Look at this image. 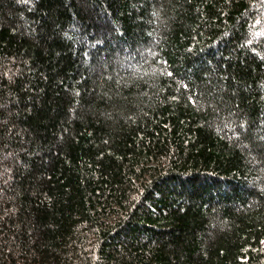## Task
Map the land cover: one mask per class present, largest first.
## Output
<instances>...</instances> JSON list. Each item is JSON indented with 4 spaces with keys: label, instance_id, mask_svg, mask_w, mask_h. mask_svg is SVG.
I'll return each mask as SVG.
<instances>
[{
    "label": "trees",
    "instance_id": "obj_1",
    "mask_svg": "<svg viewBox=\"0 0 264 264\" xmlns=\"http://www.w3.org/2000/svg\"><path fill=\"white\" fill-rule=\"evenodd\" d=\"M0 264H264V0H0Z\"/></svg>",
    "mask_w": 264,
    "mask_h": 264
}]
</instances>
